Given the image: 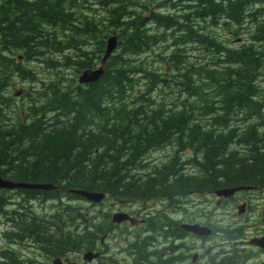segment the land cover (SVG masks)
Segmentation results:
<instances>
[{"label": "trees", "instance_id": "1", "mask_svg": "<svg viewBox=\"0 0 264 264\" xmlns=\"http://www.w3.org/2000/svg\"><path fill=\"white\" fill-rule=\"evenodd\" d=\"M143 1L0 2V176L56 185L34 190V199L70 198V189L133 200L237 186L264 190V89L258 85L264 81V0H160L155 6L162 13ZM219 25L230 37L243 33L242 44L223 45ZM98 33H105L99 41ZM110 36L116 47L101 77L78 85L82 70L98 67ZM161 41L174 47L162 59L168 72L138 60ZM195 46L202 55L187 58ZM16 60L42 64L55 76L26 112L15 110L7 91L14 76L36 80ZM67 69L73 79L59 87L67 82L59 73ZM173 142L192 177L176 176L178 158L156 168L160 178L126 177L143 172L142 159L153 157V149L164 145L167 154ZM70 213V224L83 221ZM72 229L61 236L70 238L72 250H94L95 226ZM220 259L215 264H224Z\"/></svg>", "mask_w": 264, "mask_h": 264}, {"label": "flooded vegetation", "instance_id": "2", "mask_svg": "<svg viewBox=\"0 0 264 264\" xmlns=\"http://www.w3.org/2000/svg\"><path fill=\"white\" fill-rule=\"evenodd\" d=\"M170 145L168 147L172 151L175 144L173 142ZM165 149L167 148L164 145H160L153 149V153L165 152ZM175 149L178 147L175 146ZM177 154L179 153L175 151V157L172 155L165 157L164 154L143 158L141 166L143 172L126 177L160 178L161 176L154 172L156 168L181 157ZM176 163L180 169L176 176H193L191 168L183 169L181 160H176ZM0 178L13 183L19 182L8 175ZM25 191L29 192L25 193ZM242 192L257 193L259 203H262L258 204L262 207L260 216L258 214L256 220L251 223L236 222L237 224L233 223L225 227L217 226L214 221L216 216L214 207L209 208L210 202L206 198L214 197V200H218L215 201L216 208H222L229 198L234 199L236 194ZM198 196L202 197V202L205 204L201 209L193 200ZM35 197L39 199H34V190L0 187V264H215L221 260V257L224 264H264V190L251 188L249 191L236 192L230 197L221 198H216L214 191L187 192L185 195H172L169 199L159 196L135 200L115 198L110 205L117 202L118 212L115 210L111 215L102 211L95 213L98 221L95 226V248L92 251L96 256L90 261L82 259L85 250L81 248L72 250L68 243L69 237H61L69 236L70 231L69 218L63 215L60 209V199L63 197L60 196L57 201L43 199L44 196L39 194ZM107 198L109 197L104 195L98 204H102ZM34 200L56 202V207L39 205L37 209ZM245 201V199L235 201L236 215L241 220H245L244 216L252 211L249 201ZM62 207L65 211L69 208L68 205ZM115 215L122 219L113 220ZM52 218L55 220L50 221ZM83 218L85 219V216ZM75 226H77L76 222L73 228H77ZM191 226L196 227L195 231L191 230ZM39 234L44 236L40 237ZM62 241L64 243H61Z\"/></svg>", "mask_w": 264, "mask_h": 264}, {"label": "rangeland", "instance_id": "3", "mask_svg": "<svg viewBox=\"0 0 264 264\" xmlns=\"http://www.w3.org/2000/svg\"><path fill=\"white\" fill-rule=\"evenodd\" d=\"M1 1L2 0H0V2ZM159 1L160 0H157V1H153L152 2V0H144L142 2V4L144 3L145 5L150 6L149 7L150 8V11L152 10V11H157L158 13H162V9L161 8H157V6H155L156 4L159 3ZM150 3H152V4H150ZM151 6L153 7L152 9H151ZM166 11H167V9L163 10V12H166ZM89 13L91 15L94 14L93 12L92 13L89 12ZM180 13H182V10H178L176 14H179L180 15ZM100 14H102V12ZM95 15L98 16L97 13H95ZM194 21H195L194 22L195 24L198 23V24H202V25L205 26V24L200 23L197 20H194ZM216 32L220 36L219 37V40L222 42V44L225 45L226 47L230 48V49H235L239 44H242L240 42V39L243 40L242 39L243 38V35H242L243 33H241V35H238V36L230 37L228 35L227 31H226V27H223L222 25L221 26L220 25L218 26ZM106 33H107V31H106ZM104 34L103 33L95 34L94 35V38H96V40L99 41L100 39H102V36ZM152 34H157V33H154L153 32ZM161 36L162 37L164 36V33L163 32H162ZM105 39H103V42L105 41ZM173 48L174 47H168L165 43H163L161 41L155 47L151 48V50H149L147 53H145L141 57H139L138 60L139 61H143L144 64L148 68L152 67L151 68L152 70H157V69H160L161 67H164L165 69H167L166 72H168L169 69L171 68L170 67V64L164 62V60H162V59H166L165 57L173 50ZM195 49H196V51H195ZM199 55L201 56L202 55V52H201V49H198V47H191L186 52L187 58H194L195 59V58L199 57ZM14 59H16V57ZM95 62L97 64L94 65V66H98L99 62L98 61H95ZM15 63L20 64L21 67H24V68L33 70L34 71V79L38 83L39 82L44 83V86H43V85H38V83H35L33 81H30V80H22L18 76H14L13 77V80L11 82V85H10L8 91H7V93L10 94V96H9L10 97L9 98V103L13 100L14 101L15 110L16 109H20L21 112H26L27 109L32 106V104L30 103L31 97L36 98L37 97L36 96L37 94H40L42 91H44V89H47L49 87L48 84L55 79V76H54V72H52L50 70H47L42 64L39 65L37 62H34V61H22L21 62V61H17L16 60ZM153 67H155V68H153ZM36 71H38L39 73L36 72ZM44 73H46V74L43 75ZM63 74H64V76H63ZM59 75H61L63 77V79L65 81H67V82H63L61 84H58V86L59 87H61V86H68V84H69L68 81L73 79L74 72H73L72 69H67V70H64V71L62 70L61 73H59ZM263 79H264V75H263ZM75 81H76V79H75ZM258 85H259L260 88L264 89V81L261 82ZM36 86H38V87H36ZM138 90L140 91L141 88H138ZM18 91H21L22 92L21 96L13 97V93H15V92L17 93ZM158 95H159V93L156 92V94H155V98L156 99H159V97H162V96H158ZM40 101L43 102L44 101V98L40 99ZM9 114H10V109L8 107H5V113H4V115L8 116ZM8 118L10 120H13L12 117H8ZM175 151L176 150L168 151L167 154H165L166 152H159V153L158 152H154V153H152V156L153 157H156L158 155L163 156L165 154L164 155L165 157H168V156H171V155L173 157H175V155H174L175 154ZM181 157H183V156L181 155ZM181 157H178V159L182 160ZM192 171H194V169H192ZM244 193L242 192V193L236 194L235 197H234V199H236V200L237 199L238 200L245 199L246 201H249L250 208L252 209V211H250L248 214H246L244 216V219L245 220H241L240 218H237V215H236V206H235V204H236L235 201L236 200L230 199V200L227 201V203L224 204V206L222 208H216L217 206L215 205V200H214L215 198H211V197H207L206 198L210 202L209 203L210 204L209 205V208L211 209V208L214 207V212H215V215H216L214 221H215V224L217 226L225 227L227 225H231L233 223H236L237 221L238 222H241V223L242 222L251 223V222H253V221L256 220V217L259 214L260 209L262 208V207H259L258 204H262V203H259L257 193H248V192H244ZM63 195L64 194H62V197L63 198L60 199L61 206L68 205L69 208H68L67 211H65V212L61 211V212L65 216L67 215L68 218L70 219V217L72 216L71 213H70V211L71 210H74V215L75 216L79 215L82 218L83 221H87V222H83V221L77 222L76 220H74L73 224H70L69 225V227H70L69 228L70 231L68 232L69 234H73L71 231L73 230L72 227L74 226V223L75 222L78 223L77 226H75L78 229H79V227L81 229H83L88 224L93 225V226H96L97 221H98L97 220V216L95 215L96 211H102V213H104V214L107 213V212H109V214H111L113 211L116 210L117 205H118V203L117 204H114V205H111L112 206V208H111L110 204H111L112 201L115 200V198H111V197H109L106 200H104L103 203L100 205V204L88 203V202H86V201H84L82 199H79V198L77 199V197H74V196H70V198H68V197L66 198V196H63ZM202 200L203 199L200 196H198L197 198L194 197V204H197V206L199 207V209H201V207L205 205L202 202ZM228 202L231 203V205H233V206H231ZM36 205L37 206H39V205H43V206L44 205L45 206H56V204L53 203V202H51V201H48V202H45L44 203L43 201L34 200V206L37 207ZM97 206H100V207H97ZM84 207H85V209L86 208L87 209L86 210L85 209H82ZM49 214H51V212H49ZM222 214H224V216H222ZM84 216H85V219L83 218ZM54 220H55V218H52L50 221H54ZM60 229L63 230L62 227H60ZM74 231H77V230L74 229ZM94 248H95V240H94V243H93V249Z\"/></svg>", "mask_w": 264, "mask_h": 264}, {"label": "water", "instance_id": "4", "mask_svg": "<svg viewBox=\"0 0 264 264\" xmlns=\"http://www.w3.org/2000/svg\"><path fill=\"white\" fill-rule=\"evenodd\" d=\"M116 36H110L108 38L105 39L104 41V53L100 59V62L98 64V67L93 68V69H84L80 72V74L77 77V84L78 85H87V84H91L96 82L97 80H99V78L102 75L103 72V64L105 63V61L109 58V56H111L113 54V52L115 51V47H116ZM18 60H21L22 57L18 56L17 57ZM21 95V91L14 93V97L16 96H20ZM0 187L3 188H21L24 190H40V191H51L55 189V186L53 185H48V184H28V183H23V182H19V183H12L8 180H3L2 178H0ZM251 187H236V188H223L220 190H217L214 192V195L216 198L219 197H230L232 196L234 193L236 192H241V191H247L250 190ZM68 193L74 197H77L79 199H82L88 203H94L97 204L99 203L102 198H103V194L99 193V192H89V191H85V190H76V189H70L68 190ZM241 212V211H239ZM118 215H115L113 217L117 218ZM122 219V218H121ZM119 218H117L116 220H121ZM196 227H192L191 230L195 231ZM96 256V254L93 251H85L82 254V259L83 261H90L92 258H94ZM55 263V262H53Z\"/></svg>", "mask_w": 264, "mask_h": 264}, {"label": "bare ground", "instance_id": "5", "mask_svg": "<svg viewBox=\"0 0 264 264\" xmlns=\"http://www.w3.org/2000/svg\"><path fill=\"white\" fill-rule=\"evenodd\" d=\"M252 16V15H251ZM249 18V17H248ZM228 21V20H227ZM217 24H219V23H217ZM231 26V25H230ZM196 31V30H195ZM197 32V31H196ZM215 36V35H214ZM211 37H213V34L211 35ZM213 39V38H212ZM215 40V39H214ZM186 41V40H185ZM184 41V42H185ZM187 42V41H186ZM193 42H195V41H193ZM184 44H186V45H188L187 43H184ZM198 44V43H197ZM228 44V43H227ZM202 45V44H201ZM190 47V46H189ZM196 47V46H195ZM186 48V47H185ZM225 48V47H224ZM199 49V48H198ZM184 50V49H183ZM168 51V50H167ZM195 51H196V49H195ZM100 52V51H99ZM97 53V52H96ZM200 58V57H199ZM58 60V59H57ZM96 60V59H95ZM94 61V60H93ZM95 64H96V62H95ZM149 66V65H148ZM92 67V66H91ZM150 68H152V67H150ZM153 68H155V67H153ZM89 69V68H88ZM93 69V68H92ZM106 69V68H105ZM165 69V68H164ZM45 70V69H44ZM152 70V69H151ZM157 70H159V69H157ZM64 71V70H63ZM162 71V70H161ZM36 72H38V71H36ZM39 73V72H38ZM61 73V72H60ZM36 74V73H35ZM46 73H44L43 75H45ZM51 74V73H50ZM58 74V73H57ZM53 75V74H52ZM63 76H64V74H63ZM78 76V75H77ZM35 82H37V81H35ZM38 83V82H37ZM75 84V83H74ZM39 85V84H38ZM36 87H38V86H36ZM38 89V88H37ZM40 89V88H39ZM36 90V89H35ZM42 119V118H41ZM43 119H45V118H43ZM46 122V121H45ZM50 122V121H49ZM52 122V121H51ZM42 124V123H41ZM64 124V123H63ZM42 125H44V123L42 124ZM53 126V125H52ZM65 127V126H64ZM69 128V127H68ZM54 129V128H53ZM64 129V128H63ZM56 130V129H55ZM49 131V130H48ZM66 132V131H65ZM50 133V132H49ZM60 134V133H59ZM62 134V133H61ZM68 134V133H67ZM63 136H64V134H63ZM67 137V136H66ZM65 137V138H66ZM171 146V145H170ZM172 148V147H171ZM159 153V152H158ZM166 154V153H165ZM178 160H180V159H178ZM38 184V183H37ZM51 185V184H50ZM53 185V184H52ZM56 186V185H55ZM238 187V186H237ZM252 188V187H251ZM79 190V189H78ZM60 191V190H59ZM249 191V190H248ZM90 192V191H89ZM101 193V192H100ZM244 193V192H243ZM66 194V193H65ZM245 194V193H244ZM68 195V194H67ZM211 195H213V194H211ZM241 195V194H240ZM62 196V195H61ZM65 196V195H64ZM46 197V196H45ZM207 197V196H206ZM243 197V196H242ZM62 198V197H61ZM67 198V197H66ZM186 198V197H185ZM212 198V197H211ZM214 198V197H213ZM221 198V197H220ZM44 199V198H43ZM78 199V198H77ZM248 199V198H247ZM47 200V199H46ZM104 200V199H103ZM106 200V199H105ZM113 200V199H112ZM111 200V201H112ZM194 200V199H193ZM229 200H230V198H229ZM234 200H236V199H234ZM238 200V199H237ZM102 201V200H101ZM216 201V200H215ZM218 201V200H217ZM216 201V202H217ZM220 201V200H219ZM227 201V200H226ZM239 201V200H238ZM113 202V201H112ZM124 202V201H123ZM157 202V201H156ZM170 202V201H169ZM188 202V201H187ZM191 202V201H190ZM225 202V201H224ZM246 202V201H245ZM45 203V202H44ZM54 203H56V202H54ZM193 203V202H192ZM227 203V202H226ZM229 203V202H228ZM37 204V203H36ZM40 204V203H39ZM93 204V203H92ZM98 204V203H97ZM112 204V203H111ZM115 204V203H114ZM116 204H117V202H116ZM183 204V203H182ZM187 204V203H186ZM217 204V203H216ZM230 205H231V203H229ZM101 205V204H100ZM107 205V204H106ZM210 205V204H209ZM208 205V206H209ZM237 205V204H236ZM239 205V204H238ZM37 206V205H36ZM66 206V205H65ZM92 206V205H91ZM111 206V205H110ZM120 206V205H119ZM122 206V205H121ZM142 206V205H141ZM141 206H139V207H141ZM144 206L145 205H143V207L142 208H144ZM165 206V205H164ZM167 206V205H166ZM192 206V205H191ZM224 206V205H223ZM226 206V205H225ZM231 206H233V205H231ZM240 206V205H239ZM242 206V205H241ZM51 207V206H50ZM56 207V206H55ZM97 207H100V206H97ZM138 207V206H137ZM170 207V206H169ZM181 207V206H180ZM230 207V206H229ZM235 207V206H234ZM233 207V208H234ZM237 207V206H236ZM41 209H42V207H40ZM46 208V207H45ZM44 208V209H45ZM111 208H112V206H111ZM119 208V207H118ZM120 208H122V207H120ZM124 208V207H123ZM126 208V207H125ZM128 208H130V206L128 207ZM146 208V207H145ZM162 208V207H161ZM165 208V207H164ZM163 208V209H164ZM191 208V207H190ZM246 208V207H245ZM37 209H38V207H37ZM51 209V208H50ZM61 209V208H60ZM68 209V208H67ZM82 209H85V207L84 208H82ZM87 209V208H86ZM85 209V210H86ZM89 209V208H88ZM99 209V208H98ZM168 209V208H167ZM175 209V208H174ZM178 209V208H177ZM204 209V208H203ZM232 209V208H231ZM46 210V209H45ZM81 210V209H80ZM113 210V209H112ZM144 210V209H143ZM234 210V209H233ZM40 212H41V210H39ZM93 211V210H92ZM117 211V210H116ZM140 211V210H139ZM161 211V210H160ZM244 211H245V209H244ZM50 212V211H49ZM100 212V211H99ZM118 212V211H117ZM148 212V211H147ZM150 212V211H149ZM159 212V211H158ZM162 212V211H161ZM238 212V211H237ZM121 213V212H120ZM134 213V212H133ZM152 213V212H151ZM155 213V212H154ZM118 214V213H117ZM132 214V213H131ZM131 214H129V215H131ZM144 214V213H143ZM233 214V213H232ZM39 215V214H38ZM62 215V214H61ZM101 215V214H100ZM108 215H111V214H108ZM125 215H126V213H125ZM135 215V214H134ZM44 216V215H43ZM107 216V215H106ZM259 216H260V214H259ZM48 217V216H47ZM127 217V216H126ZM157 217V216H156ZM110 218V217H109ZM131 218V217H130ZM133 218V217H132ZM43 219V218H42ZM111 219V218H110ZM158 219V218H157ZM165 219V218H164ZM41 220V219H40ZM44 220V219H43ZM114 220V219H113ZM116 220V219H115ZM48 221V220H47ZM180 222V221H179ZM238 222V221H237ZM187 224V223H186ZM235 224H237V223H235ZM239 224V223H238ZM189 225V224H188ZM153 226V225H152ZM176 226V225H175ZM183 226V225H182ZM194 226V225H193ZM243 226V225H242ZM192 227V226H191ZM199 227V226H198ZM203 227V226H202ZM169 228V227H168ZM237 228V227H236ZM202 229V228H201ZM156 230V229H155ZM242 230V229H241ZM200 231V230H199ZM243 231V230H242ZM151 233H152V231H151ZM226 233V232H225ZM229 233V232H228ZM232 233V232H231ZM235 233V232H234ZM168 234V233H167ZM212 234V233H211ZM236 234V233H235ZM166 236H168V235H166ZM247 236V235H246ZM131 237V236H130ZM163 237V236H162ZM177 237V236H176ZM223 237V236H222ZM237 237H239V236H237ZM113 238V237H112ZM179 238V237H178ZM144 240H145V238H143ZM152 239V238H151ZM114 240V239H113ZM239 240V239H238ZM153 241V240H152ZM235 241V240H234ZM101 242V241H100ZM222 242V241H221ZM214 244V243H213ZM227 244V243H226ZM102 245V244H101ZM221 245H223V244H221ZM116 246V245H115ZM239 246V245H238ZM104 247V246H103ZM177 247V246H176ZM226 247V246H225ZM240 247V246H239ZM254 247V246H253ZM114 248V247H113ZM231 248V247H230ZM260 248V247H259ZM208 249V248H207ZM213 249V248H212ZM210 250H211V248H210ZM215 250V249H214ZM41 252V251H40ZM225 253V252H224ZM100 254V253H99ZM116 254V253H115ZM114 255V254H113ZM217 256V255H216ZM51 258H52V256H51ZM108 262V261H107ZM246 262V261H245ZM212 263V262H211Z\"/></svg>", "mask_w": 264, "mask_h": 264}]
</instances>
